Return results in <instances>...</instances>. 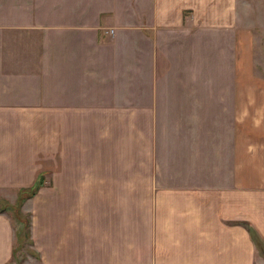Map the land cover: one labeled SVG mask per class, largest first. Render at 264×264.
Here are the masks:
<instances>
[{"label": "crops", "instance_id": "crops-1", "mask_svg": "<svg viewBox=\"0 0 264 264\" xmlns=\"http://www.w3.org/2000/svg\"><path fill=\"white\" fill-rule=\"evenodd\" d=\"M146 1L143 26L133 16L106 33L84 8L62 11L67 1L0 0V202L42 180L21 207L36 252L24 264L263 263L248 227L264 244V108H243L233 172L214 124L201 140L198 123L184 133L160 117L183 110L174 92L156 93L185 79L177 32L193 36L216 15L193 11L201 0ZM10 212L0 211V264L15 262Z\"/></svg>", "mask_w": 264, "mask_h": 264}, {"label": "rangeland", "instance_id": "rangeland-1", "mask_svg": "<svg viewBox=\"0 0 264 264\" xmlns=\"http://www.w3.org/2000/svg\"><path fill=\"white\" fill-rule=\"evenodd\" d=\"M62 1H67V5H63L67 9H61L62 11L75 13V10L84 8L83 12L89 13L87 25L95 23L96 26L102 27L106 33H112L114 26L133 27L135 23L143 26V19L140 15L147 2L146 0H136L135 3H131L130 0H87L83 4L85 0ZM216 1L218 0H201L197 3V9L195 3L193 11H198L200 14L207 11L210 5L214 8L208 14L215 13L216 16L214 19L204 22L202 26L192 24L190 28L194 33L193 36L187 37L177 32L176 41L185 44L184 48L186 49L183 50L182 47L176 46L174 52L179 55L180 65L185 68L184 81L177 80V83L172 84L169 90L165 85H159L156 93L161 95L170 91L178 96L179 99L170 100V104L181 103L183 110L180 114L168 115L161 112L160 117L168 119L171 123H178L182 132L185 133L187 127L192 123L194 125L198 123L200 139L205 140L209 129L204 128L203 125L214 124L217 145L218 141L224 137L229 139L230 154L226 156V162L230 163L233 172L239 132L243 135V108H264V0H229L231 5L216 4ZM220 1L224 2L225 0ZM59 5L57 4V8ZM60 6L62 7V5ZM49 8L47 4L41 3V26H50L51 20H54L51 15L48 18ZM227 8H229V14L225 18L219 16ZM188 10H183L181 13L180 23L169 27L176 31L178 28H182V25L185 26L187 16L185 11L188 12ZM92 12L96 18L92 19ZM133 16H136L134 24ZM117 17L119 24L114 25ZM66 18L67 20H63V22L71 21L69 17ZM71 22V26L76 24L74 20ZM211 25L216 26L210 27ZM197 29L200 30L195 32ZM167 34L170 35V32ZM150 36L155 37L153 34ZM164 36L166 35L164 34ZM48 38L41 36V42H45ZM193 64V73L197 72L199 80L195 79L191 83ZM182 93H191L197 99L192 98V95L189 99L182 98ZM156 102L158 103L155 106L157 109L165 107L159 100ZM153 103L155 104V100ZM195 103H198L199 115L194 114L191 110ZM223 125H228L229 131H222ZM236 134L238 136L235 138ZM201 151L203 150L201 149ZM222 164L223 156L217 154L216 165L222 166ZM3 203L16 208L14 209L15 213L10 212L9 215L16 230L20 231V234L17 232L14 243L15 257L18 264H24V259H30V256L36 254L31 248L24 227L29 216L27 212L22 211V208L19 207L20 204L16 207V200L13 203L0 202V205ZM257 252L258 256L264 259L258 248ZM258 264H264V260L263 263Z\"/></svg>", "mask_w": 264, "mask_h": 264}, {"label": "trees", "instance_id": "trees-1", "mask_svg": "<svg viewBox=\"0 0 264 264\" xmlns=\"http://www.w3.org/2000/svg\"><path fill=\"white\" fill-rule=\"evenodd\" d=\"M41 184H42V180L41 181L39 180L33 187L21 190L20 193L18 194L17 198H16V207H17V205L20 204L19 207L21 208L23 201L26 200L27 198L32 197L37 192V190ZM14 209H16V208L11 206V205L9 206L6 203H4L3 205L0 206V211L10 210V211L15 213ZM28 216H29V214H28ZM24 227L26 229V236L31 243V240H30V217L26 220V224H24ZM18 230L19 229L16 230V236H17V232H19V234H20V231H18ZM248 230H249V233L251 235V238L255 242V245L260 250V254L264 257V244H263V242L261 241V239L258 237L257 233L251 227H248ZM20 236H22V235H20ZM13 259L15 260V264H18L17 259L15 257L14 247H13Z\"/></svg>", "mask_w": 264, "mask_h": 264}]
</instances>
